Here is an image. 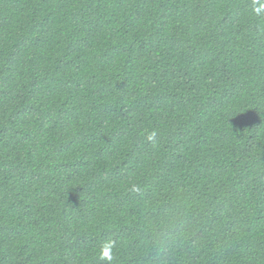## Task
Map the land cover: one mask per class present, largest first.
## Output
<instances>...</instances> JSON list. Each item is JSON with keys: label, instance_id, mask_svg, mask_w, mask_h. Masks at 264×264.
<instances>
[{"label": "trees", "instance_id": "trees-1", "mask_svg": "<svg viewBox=\"0 0 264 264\" xmlns=\"http://www.w3.org/2000/svg\"><path fill=\"white\" fill-rule=\"evenodd\" d=\"M0 264H264V0H0Z\"/></svg>", "mask_w": 264, "mask_h": 264}, {"label": "clouds", "instance_id": "clouds-1", "mask_svg": "<svg viewBox=\"0 0 264 264\" xmlns=\"http://www.w3.org/2000/svg\"><path fill=\"white\" fill-rule=\"evenodd\" d=\"M155 133H153L151 136H149V140L153 138ZM132 190H137L136 186H133ZM115 242L114 241H106L103 248H102V255L101 259H104L106 261H111L112 256L110 255L111 249L114 247ZM105 251H107V255H105Z\"/></svg>", "mask_w": 264, "mask_h": 264}]
</instances>
